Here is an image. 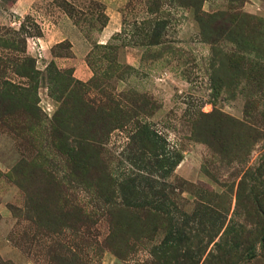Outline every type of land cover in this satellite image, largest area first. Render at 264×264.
Segmentation results:
<instances>
[{
	"label": "rangeland",
	"instance_id": "1",
	"mask_svg": "<svg viewBox=\"0 0 264 264\" xmlns=\"http://www.w3.org/2000/svg\"><path fill=\"white\" fill-rule=\"evenodd\" d=\"M14 1L0 0V264H264V0H128L103 44L104 6L50 1L95 29L79 70L55 62L67 40L36 56L42 20L14 18ZM148 131L182 157L166 213L110 183L136 173L131 138Z\"/></svg>",
	"mask_w": 264,
	"mask_h": 264
},
{
	"label": "crops",
	"instance_id": "2",
	"mask_svg": "<svg viewBox=\"0 0 264 264\" xmlns=\"http://www.w3.org/2000/svg\"><path fill=\"white\" fill-rule=\"evenodd\" d=\"M53 0H15L11 6L14 18L25 17L26 15L34 16L42 21H39L41 29L44 32V36L41 38L44 46V55L48 54V50L54 44L61 43L63 41H69L71 44L70 55L59 56L54 59L58 65L63 67H85L84 54L89 47V40L86 38V30L91 29L90 26H84L76 22L67 12L60 7L46 8V5ZM68 4L72 5L76 9L85 13L84 16L89 15L93 18V15L89 12L88 4L96 2L104 6L103 13L105 17L104 24H99V19H94V22L99 25V28L93 32L96 34L98 43H106L113 35L118 33L121 23V9L124 7L128 0H65ZM49 8V7H48ZM49 10V11H48ZM46 42V44H45ZM48 49V50H47ZM50 51V50H49ZM51 54V52H50ZM44 57L43 59H45ZM88 76V74H86Z\"/></svg>",
	"mask_w": 264,
	"mask_h": 264
},
{
	"label": "trees",
	"instance_id": "3",
	"mask_svg": "<svg viewBox=\"0 0 264 264\" xmlns=\"http://www.w3.org/2000/svg\"><path fill=\"white\" fill-rule=\"evenodd\" d=\"M131 139L136 147L131 149L130 155L132 156L128 159L137 171L122 183H116L113 179L110 183L116 184L126 192V199L130 196L129 205L136 204L142 197L145 199L151 196L150 204L155 207V210L166 213L165 207L168 201L165 191L166 178L172 167L175 171L182 157L175 150L174 156H170L166 149V142L155 133L141 132L140 135L138 133ZM159 171L162 174H158Z\"/></svg>",
	"mask_w": 264,
	"mask_h": 264
},
{
	"label": "built area",
	"instance_id": "4",
	"mask_svg": "<svg viewBox=\"0 0 264 264\" xmlns=\"http://www.w3.org/2000/svg\"><path fill=\"white\" fill-rule=\"evenodd\" d=\"M29 46L31 47L32 50H34V53L38 54V57H42L43 55V46L42 43L40 42V38H35L32 37L31 39H29Z\"/></svg>",
	"mask_w": 264,
	"mask_h": 264
}]
</instances>
